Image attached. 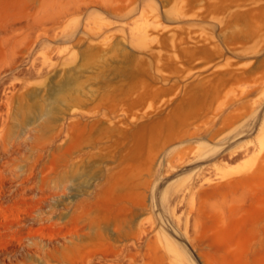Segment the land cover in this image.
I'll return each instance as SVG.
<instances>
[{
    "label": "rangeland",
    "instance_id": "rangeland-1",
    "mask_svg": "<svg viewBox=\"0 0 264 264\" xmlns=\"http://www.w3.org/2000/svg\"><path fill=\"white\" fill-rule=\"evenodd\" d=\"M0 264H264V0H0Z\"/></svg>",
    "mask_w": 264,
    "mask_h": 264
}]
</instances>
